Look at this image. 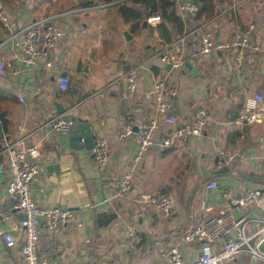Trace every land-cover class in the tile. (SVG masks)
Here are the masks:
<instances>
[{
	"label": "crops",
	"instance_id": "1",
	"mask_svg": "<svg viewBox=\"0 0 264 264\" xmlns=\"http://www.w3.org/2000/svg\"><path fill=\"white\" fill-rule=\"evenodd\" d=\"M182 1L170 0L165 6L163 0H152L145 6L129 0L126 4L142 14L138 19H125L118 5L90 9L82 5L84 0L7 4L9 25L0 22V61L5 63L0 74V111L6 118V123L0 120L4 133L0 150L26 135V144L40 150V173L32 182L35 201L40 207H61L76 215L56 234L59 251L46 259L47 264H167L164 250L171 244L193 259L203 244H187L182 237L194 224L223 210L248 219L262 216L261 206L242 205L241 199L252 187L260 188L264 199V122L239 126L236 120L247 97L256 92L264 95V0H196L201 8L197 14L181 11ZM155 14L161 20L149 22L148 17ZM40 17H53L65 32L50 50V66L26 65L22 59L19 32ZM250 25L260 51L248 50L243 63L233 62L232 48L211 57L199 53L200 30L209 29L214 40L233 43ZM180 38L184 66L169 70L156 53ZM129 69L137 72L138 86L125 98ZM60 74L72 79L67 91L59 88ZM162 76L180 89L179 122L192 121L202 107L208 109L211 120L200 137L168 148L153 145L138 166L128 195L115 197L116 181L130 168L137 147L135 135L118 138L120 124L129 117L145 121L154 117L155 105L145 92L153 78ZM21 93L25 101L20 100ZM56 115L72 118L80 128L89 124L94 140L102 136L109 141L110 156L103 170L93 147L72 148L70 133L46 125ZM170 128L160 119L157 139ZM220 151L233 156L224 168L218 167ZM7 159L0 154V163ZM8 180V171L0 173V231L12 233L15 245L8 247L0 237V264H24L23 214L5 210ZM212 181L218 187L208 189ZM229 191L230 196L225 194ZM144 194L169 195L172 214L167 216L143 201ZM254 221L259 229L261 223ZM130 224L143 237L136 247L128 242ZM226 264L264 261L243 252Z\"/></svg>",
	"mask_w": 264,
	"mask_h": 264
},
{
	"label": "built area",
	"instance_id": "2",
	"mask_svg": "<svg viewBox=\"0 0 264 264\" xmlns=\"http://www.w3.org/2000/svg\"><path fill=\"white\" fill-rule=\"evenodd\" d=\"M12 0H0V22L8 26L9 16L5 9ZM89 1V0H88ZM129 0H113L89 6L90 9H103L118 4H124ZM180 10L190 14H197L201 8L196 0H184L179 5ZM149 22L161 20L160 14H155L147 19ZM254 25H250L247 31L240 32L233 43H225L214 40L209 29L200 30L201 45L199 53L204 57H211L218 50L232 48L233 62L239 65L245 61L248 50L260 51L259 45L255 44L250 32ZM21 37L20 47L23 62L26 65L46 63L52 47L64 37L65 32L53 17H40L26 24L19 32ZM178 39L171 44L161 47L158 56L165 65H171V69H179L184 66L181 51V41ZM5 72V63L0 61V74ZM126 87L123 97L127 98L136 91L138 86L137 72L129 69L125 74ZM58 85L61 91H67L73 86L72 79L67 74L58 76ZM179 87L170 84L167 77H155L145 92L146 99L155 105L156 114L151 119L139 120L129 117L121 122L118 138L124 140L131 135L136 136L137 147L133 154L130 168L121 174L115 185L114 196L123 198L128 195L134 186L137 168L143 161L147 151L155 144L162 147H171L175 143H186L194 137L203 135L207 123L211 120V114L205 107L198 110L196 117L190 122H179L176 109L179 97ZM20 100L25 101L23 93ZM160 119L171 128L157 139L160 130ZM264 122V95L256 92L246 98L243 108L236 123L239 126L245 124ZM74 121L70 117L56 115L48 119L46 125L53 131L69 133ZM27 136L23 135L14 142L7 144L0 150V154H6L8 159L0 163V173L8 171L7 184L8 202L5 210H17L23 214L20 223L25 241L23 246L24 264H47L46 259L56 255L59 251L55 241L57 233L64 231L76 218L75 212L61 207H40L32 194V182L40 173V150L37 147H29L26 144ZM99 169L106 167L110 156L109 141L98 136L94 140L92 148ZM218 167L224 168L232 161L233 156L225 151L218 154ZM218 187L216 181L207 185L208 189ZM230 196L231 193L225 192ZM143 201L161 209L169 216L173 212V203L169 195L144 194ZM242 205H258L263 208L260 219H248L245 215L235 216L231 210H223L219 214L202 220L191 226L183 234L184 243L203 244L202 251L196 258L190 259L183 255L179 245H168L164 254L168 258L167 264H226L235 260L241 253H248L253 259L264 261V199L263 192L258 187L246 189L241 199ZM261 225L255 228V221ZM0 237L8 247L15 245L12 233L0 231ZM143 241L142 234L135 224L128 227V242L136 247Z\"/></svg>",
	"mask_w": 264,
	"mask_h": 264
},
{
	"label": "water",
	"instance_id": "3",
	"mask_svg": "<svg viewBox=\"0 0 264 264\" xmlns=\"http://www.w3.org/2000/svg\"><path fill=\"white\" fill-rule=\"evenodd\" d=\"M79 1H82V0H79ZM143 25L147 26V22L144 21ZM186 66L195 72V68L193 67V65L190 62H187ZM167 68L169 70H171V65H167ZM58 107H59L60 112H65V109L63 107H61L59 105H58ZM69 133H70V139L69 140L71 143L70 146L72 148L80 149V148L86 147L87 149H91L93 147L94 135L91 132L89 124H84V126H81V128H80L79 123L76 121L73 123ZM3 138H4V133L2 130V124L0 122V140H2ZM91 142L93 144H91ZM261 248L264 249V245H262Z\"/></svg>",
	"mask_w": 264,
	"mask_h": 264
},
{
	"label": "trees",
	"instance_id": "4",
	"mask_svg": "<svg viewBox=\"0 0 264 264\" xmlns=\"http://www.w3.org/2000/svg\"><path fill=\"white\" fill-rule=\"evenodd\" d=\"M100 1H102V2H111L113 0H100ZM135 1L142 2L145 6H149L150 5V1H152V0H135ZM163 1H164L165 6H169L171 4L170 0H163ZM96 2H97V0H89V1L88 0H84L82 5L91 6V5L96 4ZM118 6H119L120 13L123 15V17L125 19H138V18H141V15H142L141 12L138 11L137 9H135V8L130 7L126 3L125 4H118ZM0 120L3 121V123H6L5 115L1 111H0Z\"/></svg>",
	"mask_w": 264,
	"mask_h": 264
}]
</instances>
